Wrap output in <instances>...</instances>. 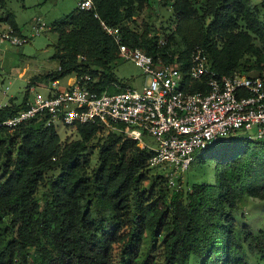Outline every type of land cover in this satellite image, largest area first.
Instances as JSON below:
<instances>
[{
  "label": "trees",
  "instance_id": "16d2710c",
  "mask_svg": "<svg viewBox=\"0 0 264 264\" xmlns=\"http://www.w3.org/2000/svg\"><path fill=\"white\" fill-rule=\"evenodd\" d=\"M92 1L91 9L77 6L51 24L57 68L28 86L77 72L97 79V90L109 83L111 92L128 87L110 68L118 48L101 22L119 28L123 43L159 53L183 72L196 46L218 77L264 69V0H165L176 27L162 47L147 27L130 26L144 0ZM6 5L0 0V21L22 35ZM171 43L181 48L177 54ZM189 84L191 91L203 88ZM26 99L0 106V264H31L32 250L39 264H248L250 250L254 264H264V228L253 232L231 214L247 198L264 200L263 139L239 134L210 145L199 156L213 164L215 184L175 189L164 175L147 176L149 151L117 132L100 136L105 127L98 122L77 125L78 139L64 146L43 120L4 126L27 108ZM94 147L97 163L89 169L86 153ZM53 169L58 173L47 180L41 203L36 192Z\"/></svg>",
  "mask_w": 264,
  "mask_h": 264
},
{
  "label": "built area",
  "instance_id": "2783aa9c",
  "mask_svg": "<svg viewBox=\"0 0 264 264\" xmlns=\"http://www.w3.org/2000/svg\"><path fill=\"white\" fill-rule=\"evenodd\" d=\"M77 6L91 9L93 1L79 0ZM101 25L117 44L118 58L132 61L141 69L146 78L142 88L111 92L109 83L97 90V79L75 72L64 86L58 85L59 79H52V85L49 82L43 88L46 96L35 93L27 108L4 120V126L13 128L30 119L43 120L54 128L56 122L74 128L98 122L149 151L150 166L170 167L165 176L168 187L175 189L181 188L180 177L195 157L210 145L240 133L246 136L244 133L251 130L255 135L248 134V138L264 140V69L218 77L204 48L196 46L183 72L179 64L165 62L159 53L151 55L123 43L119 28L104 22ZM7 27L2 36L12 45L27 42L26 35L15 34ZM32 30L31 37L46 31V25L37 18ZM165 44V38L158 39V46ZM193 81L201 82L203 88L191 91L188 87ZM145 135H150L155 144H146L142 139Z\"/></svg>",
  "mask_w": 264,
  "mask_h": 264
},
{
  "label": "rangeland",
  "instance_id": "374dc122",
  "mask_svg": "<svg viewBox=\"0 0 264 264\" xmlns=\"http://www.w3.org/2000/svg\"><path fill=\"white\" fill-rule=\"evenodd\" d=\"M79 0H6V7L14 13L15 21L18 24L22 35H26L27 42L21 46L12 45L7 39L3 38V33L7 32V24L0 21V106L12 104L18 105L26 94V100L33 99L35 93H40L42 96L47 95V91L43 88L46 85L34 84L29 85L33 77L43 76L48 71L57 68V62L52 59L54 53V45L57 41V36L51 29V24L57 19L70 13L78 5ZM203 0H198L202 2ZM253 4H260L259 0H250ZM0 8V15L2 14ZM40 18L46 25V31L31 37L33 32L32 25L34 21ZM260 19L264 20V9L260 11ZM130 26L135 30L141 31L147 27L149 36L157 35L158 38H169L175 27L176 19L172 16L171 10L165 0H144L143 7L137 11L130 21ZM48 27V28H47ZM256 45L258 40L254 41ZM171 52L177 54L181 48L175 43L170 45ZM250 60H254L253 56H247ZM111 70L116 77L128 87L140 90L145 82V76L142 71L132 61H124L121 58L116 59L110 64ZM259 71L258 69L239 70L244 74H253ZM69 75L59 79V86H64L68 81ZM47 82V81H46ZM51 84V80H49ZM42 85V86H41ZM52 85V84H51ZM33 87V91H31ZM43 87V88H42ZM55 130L60 137L61 145L78 139V134L74 127H65L61 123H55ZM108 131L113 129L105 128L100 136H105ZM241 134V133H240ZM246 136L255 135L254 130L249 133H244ZM143 141L152 145L155 144L150 135L142 137ZM211 149L217 148L211 146ZM210 150V149H209ZM97 148L87 151V158L90 160L89 169L96 166L97 163ZM171 170L170 167L162 168L151 166L146 172L147 176L153 180L156 175L167 174ZM58 173L57 169H53L44 173V180L41 182L36 192V197L41 203L44 200V193L48 190L47 180ZM182 186H190L197 182H207L215 184V170L211 163H200V156H196L191 166L180 177ZM150 184L143 185L147 191L150 189ZM232 216L237 218V223L247 224V226L256 232L264 228V200L258 198H247L243 203L238 205V209L231 211ZM242 215L243 217H241ZM5 222L9 217L2 215ZM251 251V250H250ZM248 251V264H254L252 253ZM31 264H39L35 250L29 257Z\"/></svg>",
  "mask_w": 264,
  "mask_h": 264
}]
</instances>
